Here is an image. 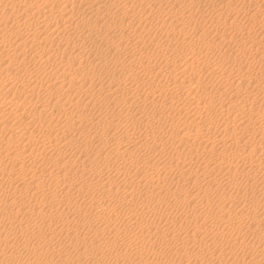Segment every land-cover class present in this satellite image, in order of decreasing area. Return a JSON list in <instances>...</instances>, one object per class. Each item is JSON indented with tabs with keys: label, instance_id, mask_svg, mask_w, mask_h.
<instances>
[{
	"label": "bare ground",
	"instance_id": "bare-ground-1",
	"mask_svg": "<svg viewBox=\"0 0 264 264\" xmlns=\"http://www.w3.org/2000/svg\"><path fill=\"white\" fill-rule=\"evenodd\" d=\"M21 1L23 2V0ZM41 1H42L41 6L39 7L36 6V9H34V11L30 12L29 14H24V16L21 15V13L14 14L13 12H11V10L13 11V9H15L17 6L16 3H14L13 1H9L7 4H4L2 6L0 3V112H2V116L0 118V124H1L0 138L3 139L4 137H6L8 139L14 140L13 138L14 135H17L19 139L17 143L20 146L17 148V151L13 152L12 155L13 159L32 158L33 161L39 162L44 167L38 170H42L43 168H45L46 173L49 176V179L53 181V183L56 184V186H58L60 190L54 191L49 195H46V193L43 191L41 187V183L35 180L36 176L39 175V173L35 171L34 176H30V177L28 176V174H25V177L28 178L27 179L28 194L30 195L26 200L19 197L14 198L12 200L13 207H16L18 211H14L13 214L11 212H8L7 219L10 221H20V219H17V214H22L23 216L21 219L31 224L34 228H36V231L38 232V240L43 242L42 234L43 237H45L48 232H52L56 227V225L52 222H43V219L47 215L46 213H51L53 209L59 210L62 213L65 210H70L71 207L81 206L82 201H80L78 197L84 196L83 189L85 188V190L87 191L90 190V188L97 187L100 190L99 198L93 197L94 200L89 205L86 204L87 205L86 207L92 208L90 210L97 208V210H95L92 214L95 215L96 218L100 220V222H102L103 224L106 223L108 225L109 223L111 225L113 224V222L116 223L115 226L106 225L107 228H104L102 230L98 228L92 229L93 230L92 238L94 240L93 242L95 247L99 250H103L99 257V260H101L100 261L101 264H127V261L131 259L132 255L137 259V264H214L213 256L211 255L209 258H206L205 252H209L211 249L215 248V246L219 245L220 240H224L227 244L232 245L231 248L232 252H235L234 248L243 249L244 258L248 259L250 264H264V228L261 226V223H264L263 222L264 221L263 220L264 179L260 177L259 173H257L259 177L256 174H251L252 169H259L262 170V172L264 170V122L261 121V119H264V108H260L259 106L264 103V92L261 91L260 88L254 90V88L258 87L255 86L254 84L262 83V85L264 86V72H260L259 75L257 74L251 75L248 73L243 74L244 69L249 65V61L247 60L246 56L243 60L233 64L234 67L233 66L232 67L238 72L237 74L235 73V76H231L233 74L231 75L228 74L229 70L227 68H226L228 70L227 73L221 70L214 71L213 69L208 71L209 74L210 73L214 74L216 81H218L217 83L219 84L221 83L220 85L224 86L225 89L222 90L223 91L222 93L226 96V99L224 100L227 101L228 100L227 97L229 95H230L229 99H231L233 96L238 98L240 94H243L245 96V98L242 100L241 105L239 106L236 105V108L235 107L231 108L232 111L237 109V114L233 115V117L231 118L227 117L225 119L226 127L237 128L240 131V135H237V133L234 131L228 134L223 133L222 131L221 133L217 132L215 133V135H213L214 131L212 133V129L214 128V124L217 120L216 119L217 117H215V115L216 116L222 115L223 109L225 107V101L221 100L218 103H215V101L217 100L214 99L215 101H212L211 99H209V101L203 102V100L205 99L201 98L198 94H196V90L193 89V87H199V81L197 79L192 80V75H191V74L194 75L199 74V72L195 70V67H197L196 65L197 56H202L203 58H206L209 57V54L213 51H218V54H220V52H222L223 50H224L223 55L228 60L236 56L238 53L237 45H234V48L233 47L230 48L229 46L225 47L226 45L225 40L229 39L232 41L233 38L231 37V35L229 36V33H233V34L241 33L242 31H244V25L243 24L238 25L234 22H225L226 31L228 32V35L227 33L222 32L218 35L216 39L209 42L204 41L205 31H203L198 37L197 44L196 43L184 44L183 50L181 49L183 51L184 59L178 65L176 64V62H165L164 64H161L157 60V57L151 56L152 55L151 54L149 55L150 57H147L145 55L147 58L139 59L138 63L136 62V64H138L137 67L131 68L125 66L124 68H121L123 71L127 70V72L131 69L133 75L131 76L130 79L129 77L128 79H125V81H123L121 84L118 83V85L113 90L115 93L114 103L119 105L120 108L117 110L112 109L110 111L102 112L100 109H97L95 107L97 103L96 101H93L92 98H88L85 101L68 100L67 106L64 107L63 106L64 104L62 103L63 101L62 97H64L66 90H74L76 84H80L81 88L82 87L90 88L91 82L89 81L90 80L89 78H91V76H88V74L93 75L96 74V71H101V69L105 67V62H102V60L99 61L100 59L98 60L99 62L96 63H94V61L92 62V61L83 60L84 55L83 58H80L79 53L76 52L77 53L76 58H79V61L77 63L75 62L72 63L63 58V50L65 49L64 48L65 46L56 47V44L57 45L59 44L56 43V40L57 42L58 40H64L65 41L64 45L65 44L67 45V43L78 42L80 36L82 35L88 36L89 34H91V31L86 33V30L92 29L97 24L93 22L94 21L97 22V19L99 17L97 16L95 20H91V15L89 14L98 13L100 4H96V0H63L62 2L64 3L65 7H63L60 10H55V8L50 6L51 4L49 3L48 0H41ZM178 1H186V0H178ZM230 1L231 0L229 1L219 0L218 3H221V6L229 8V10L231 11V8L229 7ZM263 1L264 0H261V3ZM37 4L39 5V3ZM75 4H77L79 7H82L77 11V16L83 20V24H84L83 26L78 25L73 20L72 15H73V8L74 6H76ZM203 4L205 7V3ZM67 5H69L70 7L66 8ZM201 7L203 6L201 5ZM208 7L209 6L207 5V8ZM130 9L131 6L127 5L125 2H121V1L116 2L114 3V9L112 11L113 17L116 15H120L124 18H128L132 21H136L139 27L142 25L145 26V23L147 22L149 25L150 24L155 25V17L152 16L151 13L148 12L147 10H144L145 16H143L144 15L143 14L141 17V16H136V14L135 15H133L132 13L130 14ZM195 11L199 15L204 14L203 8L197 7V10L195 9ZM19 12H23V11H19ZM155 14L158 15L157 12ZM213 15L217 19L215 20V22L218 23L220 20L219 15L218 14H213ZM193 17H195L194 13L180 12L174 20L176 19L184 20V23L186 24L185 20ZM148 18L151 20L148 21ZM170 18H172V15L168 14L165 20L166 19L170 20ZM246 18L248 23L259 24L261 29H264V19H257L255 14H251ZM38 19H42L40 20L42 21L41 25H38L39 24L37 23ZM196 19L197 18H195V20ZM205 19L202 20L205 21ZM212 21L214 22V20ZM7 23H10V25H7ZM161 24H162L161 26L163 27L164 23ZM156 25H157V21H156ZM110 27L111 25L108 24L105 28L109 29ZM190 29H192V27ZM162 30L163 29H161V32ZM144 33L145 32L143 31V34ZM127 34L121 33V35L118 38H116L113 35L111 36L105 34L106 36H103L104 34L103 35L101 34V36L100 35L98 36V39L99 42H103L104 44H107L109 42L110 43L116 42L117 44L115 43V45H120L125 40H127V42L131 40L132 42V38L137 37L136 36L130 38L131 36H134L133 33L131 36H129L130 34L129 35ZM259 34L261 33L259 32ZM169 35L170 34L167 31V33H165V37H166L165 39L167 41V45L170 46L172 45L171 41H173L174 39L172 40L171 39L172 37L170 38ZM148 36L151 37L152 34L147 35V37ZM108 37H110L111 41L108 39ZM254 37L252 36L251 38L253 39ZM140 38L138 39L141 40L142 38L141 39ZM175 39H177V37ZM178 40L179 39H177V41ZM256 40L247 41V43L245 44V54L251 52L252 50L258 51L261 49L262 46L256 45L257 42ZM53 43H55V48H52L53 46H48V44L50 45ZM140 43H142V41H140ZM178 43L179 41L175 45L177 46ZM90 45L92 46L93 43L91 42ZM94 45L96 46L97 44L94 43ZM137 46L139 45L137 44ZM179 46L180 47L178 48L180 49L182 45ZM86 47L89 46L87 45ZM133 47L135 48V44ZM107 49H109L108 46ZM111 50L114 51L113 48ZM132 50L125 51L122 55L123 56L122 58L125 60L126 63L127 60L138 57L136 55L138 54L137 51L134 50L136 52L135 53ZM120 52H122V50ZM166 52L167 51L163 50L162 54L163 53L165 54ZM73 53H75V51H73ZM25 54L30 55L29 60H27L26 57H24ZM258 60H260L262 65L264 66V59H260L259 56ZM118 61H114V63L115 62L117 63ZM133 61H132V65L134 63ZM117 64L119 66V63ZM206 64L208 66L209 62H207ZM22 66H23L22 71L24 72L18 73L17 71ZM46 68L54 69V71L51 73L49 71H46ZM62 68L64 70H62L59 73H56L58 72L56 71L57 69H62ZM75 68L78 71H75ZM137 68H141L144 73H147L148 76V78L146 79L148 80V82L145 84V86L148 84L147 85L148 87L147 89H145V91L143 90L144 92L131 91L130 85H128L129 83H132L133 80H137V78H139L136 76L137 75L136 72H138L136 71ZM117 70L118 69H116V71ZM161 71H164L166 75L163 76V82L160 83L159 86H156L155 76L157 75L158 72L160 73ZM85 72L87 73V75L84 74ZM101 72L103 73L104 71ZM106 73L109 76H114V73L112 72L109 73L106 72ZM185 83H188V85L190 84L189 85L190 87H188L189 88L188 92H185L186 89L183 87L185 86ZM140 84L142 83L140 82ZM178 87H182L185 89L184 97L183 95H179L178 94L179 92L177 93V90L179 89ZM12 89H15V91L12 92ZM58 89H62L64 90V92L62 91V93H59L60 91H58ZM99 89H100L99 93H102L105 90L103 86H100ZM48 90L49 91L52 90V93L49 96H47L48 95L47 93H46L47 95L45 93L44 95L43 91L47 92ZM103 97L107 99L106 94L103 95ZM168 97L172 98L173 101H171L170 99L171 103H169V100L167 101ZM244 104L247 107H242ZM146 105L152 108V112L150 113L144 112V110L146 109L145 107ZM81 106H82V116H80L79 114V110ZM90 106L95 111L91 113L90 116H86L87 113H83V110L86 108L90 110ZM25 107L29 108L28 111L27 109L26 111L25 110L22 111V109H24ZM255 107L257 108L255 109ZM48 108L50 110L47 112ZM198 109L201 110V111L199 110L200 111L199 114L201 113L204 114L202 115L203 119L200 116L199 118L197 117L196 113H198ZM169 110L171 111V113L173 111H177L178 114L181 113L182 110H185L184 112H186V114L184 115H186L187 118L189 116L191 119L188 120L186 118L185 120L173 122L171 121L172 118L169 119L170 115L165 114V112H168ZM96 111L98 113H95ZM142 111H143L142 119L136 118L133 120H129L131 118L130 117L131 115H135ZM16 112H17V117L15 121L22 122L23 120H26L28 125L32 124L35 128L41 127L38 130V135L36 137H34L31 134V132L26 130H23L22 132L17 131L21 129L17 128L16 126H12V125L7 126L8 123L5 122L3 118L7 114L14 115ZM18 116L20 117V119L17 120ZM71 116L73 117L72 123L68 122L66 118V117L70 118ZM74 121H78L80 126L73 124ZM89 122L91 123L87 125V123ZM155 123L157 124L160 123L162 125L164 124L165 127L163 128L161 127V129L159 128L160 131L158 130L157 133H154L153 131H150L149 128L153 127ZM72 124L76 128H80V130L73 134H67L62 127L63 125H72ZM100 124H102L101 127L104 126L103 130L100 131L101 133L99 132L92 133L91 128L93 126L97 127ZM117 129H120V134L118 136H115L114 132ZM257 134L260 136V138L254 141L255 139L254 136ZM148 135H150L151 141H150V137H149V141L147 139H144L142 141V138H139L140 136L143 137L146 136L148 138ZM191 135L192 138L194 139V142L196 140L197 143L196 142L195 143L192 142L194 144L189 143V139H190L189 137H191ZM251 136L253 137L252 139ZM91 140H94L95 142L94 147L88 146L87 144V142ZM7 145L10 146V144L8 143ZM181 147L182 149H180ZM104 148L115 151L117 153L116 158L114 160H111L110 158L107 157V155L103 156L100 150ZM149 150L154 152L152 156L148 154ZM1 151L2 148L0 146V152ZM200 157L203 158V160H201L202 162H198L199 164L197 163L198 165L195 166H197L198 169H202L201 172L202 174H204V176L205 175L208 176L209 173L211 178L213 176V178L212 179L209 178L207 182L204 183V185H202V183L201 185H199L198 181L197 182L191 181L193 188L197 189L198 192L204 191L203 192L204 195L202 199L200 201H197L198 199L197 198L196 199L197 202L195 201L196 203L194 204L192 200L179 201L181 195L178 194L179 198H177L178 191L175 192V190L172 191L171 196L172 198L174 197L175 200L179 201L175 205L177 209L174 208L176 209L177 214H178V208L180 207L181 208L185 207V209L186 207H189L196 212L200 206L215 207L216 209L213 208L215 209V212H213V214L209 216L204 214L205 215L204 217L200 215L201 216L200 218L196 215L195 217H197L198 219L194 218V220H183L181 222H176L175 220H171L172 219L171 218L168 221L169 219L168 211L165 210L160 212L159 211L160 208L157 210L158 205L155 208L154 206L153 207L149 206L151 204L147 205V203H143L142 201L139 202L138 200V202L134 201L135 207L132 208L130 206V208L132 209L122 210L124 208H121L120 211L118 212L115 211V213L117 212V217L114 218L110 217V214L113 211V209L117 210L115 208L116 207L119 208L118 205L115 206L114 208L113 204L117 203L120 204L121 206L123 203L127 201L128 194H130L131 192L137 193L138 190H141V188L146 190L144 191V193L150 191L152 194L150 198L153 196L155 197V199L153 198L154 200H156L157 196H159L160 200L162 201L163 199L167 200V198H169L167 197L166 194L162 195V190L165 189L167 186L165 185L164 179H163L164 182H162L161 181L162 179L154 178L151 176L149 177L148 174L140 176L141 175V174L139 175L140 170L138 171L137 169L138 172L133 171L134 173H131V175L132 174L133 175L129 176L131 177L129 180L127 181L123 180V182L126 181L124 182L125 194H123L124 193L122 191L123 188L122 190L120 189L123 192L122 194L124 196L121 197L119 195V198H117L113 203L112 201L113 199L110 198V196H108V193L104 191L105 189H108L114 186L115 184H117L116 182H114V180L109 179L112 177V176L110 177L111 173H119L118 177L120 178V174L122 175V173H120L122 167H127L125 165H128L129 167L132 168L142 167L145 169L151 166L149 167V169L162 167L166 171L169 169L170 172L174 171V169H177L178 171L179 170L182 171L183 168L186 169V168L195 167L194 163L197 162ZM168 159H172L175 161L173 164L175 167L172 168L170 167L172 165L171 163L173 162L167 161ZM194 159H196L197 161H195ZM60 161L61 163H59ZM99 161L104 162L105 168L100 167L99 169L98 167H96ZM84 165H85V169L87 170H91V169L95 170L97 176L99 177L102 176L105 177L107 175L109 178L107 177L105 178L108 179V182H103L105 178L103 179L102 182L99 183L83 181L82 178L83 173L80 171L81 169L75 170L74 167L80 168L79 166H84ZM129 167H127V170ZM73 168L75 171L73 170ZM71 169L73 173L70 176L69 171H71ZM185 169L183 170V172L185 171ZM64 170L66 171L64 172ZM181 171L180 174L183 173V172L181 173ZM176 172H174V174ZM165 173L166 172L164 171V174ZM171 174H173V172ZM177 175L179 176V173ZM194 175L196 176V174ZM262 176L264 178V175ZM122 178L120 179L122 180ZM166 178H168V176ZM181 178L179 177L178 179L180 180ZM115 179L117 178L115 177ZM217 179L221 180V182H214L217 181ZM231 181L235 185L239 183L240 186H242L241 184L244 183L245 185L251 187L252 189L254 188V190H256L255 189L256 187L257 188L259 187L260 189L259 188L258 189L261 192L258 193L259 196L256 195L258 197L254 195L255 193H253L254 196L251 194L248 195V193H243V195L240 197H237L234 193H230L226 196L224 195L220 196L218 194H217L218 196H214V197L209 196L210 193L212 192L214 193V191L210 192L211 190L210 184L213 183L230 184L229 182ZM75 182H79V184L81 183V185L80 186L78 185L79 187L76 186L77 188L74 189L75 192L77 193L76 196L78 197L76 199L75 198L71 199L69 198L68 194L72 195L71 187H74L73 185ZM180 183H182L183 185L184 184L186 185L187 183V186L189 184V182L186 183L176 182V184L174 183V185H176L178 188V186L180 187ZM106 186H108V188H105ZM172 187L173 186H171L170 188L172 189ZM57 192H60L62 195L65 194L66 198L65 199L58 198L56 196ZM184 193L182 192V195ZM115 194L117 195V193ZM40 196H44L47 199V201L44 202L39 201ZM129 199L130 201L132 200L131 197ZM148 200L145 199V201ZM172 200L173 199H171V201ZM159 202L160 201H158V203ZM168 202H169L168 204H170L169 200ZM31 203H35L36 205H38V208L35 207V205H31ZM40 203H42L41 206ZM260 204H262L263 207H261ZM130 205H132V203ZM169 208L171 207H168L167 209ZM232 209H235V211L237 212L239 211L240 213L234 216ZM186 210H188V208ZM201 212L202 211H200V213ZM207 212L208 211H206V213ZM140 214L141 215L153 214L157 216V219H155V223H151L150 221H149L150 223L149 222L141 223V221L139 220L141 217V216L139 217ZM112 215H114V213L111 214V216ZM208 218H212L213 220L218 221L219 223H221L220 226L222 225L224 227L219 229L218 227L220 226H218L217 227L218 230L215 231L213 230L214 232L209 233L206 229V226L209 223L207 222ZM156 220L158 222H156ZM132 224H134L135 227L141 233H144L145 231H148V233L150 231L156 232L158 226L165 225L167 226V228L171 227L172 230L171 232H173V235L167 238L163 235H161L160 237L158 236L159 235L158 234L156 235L157 237L155 238L154 236L153 239L152 238L153 236L151 237V233L148 236L146 232L145 233L146 235H143V237L140 239L137 237V235L131 237L132 235L130 236L129 234L132 231L131 229ZM209 225L210 224H208V227ZM225 228L234 230L235 233L232 234L229 238H225L224 234L220 233V231H224ZM60 229L65 231L66 235L70 238V240L72 239V244H68L63 240H57L54 244H52L51 248H49L48 250L49 252H51L52 254H56L57 251H59L61 254L62 252H64V256L60 257L59 259L57 260L48 259L47 256L43 258L47 253V248H45V246L41 243L43 250L41 251L42 258L39 255L31 254L32 261L26 263V258L21 259L20 254L16 256L13 250L9 249L8 246H5L6 247L5 250L3 248H0V254H4L5 256H8L10 259L6 258L7 261H2L1 264H38L39 262H42L41 264H74L76 261L74 262L72 258L73 253L81 252L80 247L77 248L76 243L78 244V246L80 245L84 246V244L79 243V241L84 240V235L81 231L72 227H65V228L60 227ZM138 230H137V234H138ZM191 231H195V232L200 231L202 235H200V237H197L195 236V232L194 233L192 232L194 234L193 235L191 234ZM248 231H251L255 237L251 245H247L246 243L240 240L239 241L233 240L234 242H232V239L235 238L234 237L235 235L239 236L242 235L243 233H247ZM186 238L191 239L192 244H190V242L188 243V240H186ZM0 243H5V239L1 238ZM117 243H120L122 245V247L125 250L124 252L117 253L115 250L116 253L114 254L108 250L109 247L106 248L107 245H115ZM118 247L119 246H117V248ZM110 250L112 249L110 248ZM254 250L259 251L260 253L254 255L253 253ZM89 252L93 253V249H90ZM192 252L194 253V255ZM183 254L185 255L184 261L182 259ZM146 256L149 257L146 258ZM157 256H161V257H157ZM150 257H152V259H149ZM10 261L11 263H9ZM82 264H89V263H82Z\"/></svg>",
	"mask_w": 264,
	"mask_h": 264
},
{
	"label": "rangeland",
	"instance_id": "rangeland-1",
	"mask_svg": "<svg viewBox=\"0 0 264 264\" xmlns=\"http://www.w3.org/2000/svg\"><path fill=\"white\" fill-rule=\"evenodd\" d=\"M9 1H13L17 5L16 8L13 9V11L11 10V12H13L14 14L15 13L16 14L17 13L18 14L21 13V15H23V16H24V14H29L30 12L34 11V9H36V6L39 7V6L42 5V3H41L42 1L41 0H23L24 4H23V2L21 0H0L1 6L4 5V4H7ZM48 1L51 4L50 6L55 8V10H60L63 7H65L64 3L62 2L63 0H48ZM119 1L125 2L127 5L131 6L130 14L131 13L133 15L136 14V16H141L142 17V15L145 13L144 10H147L148 12L151 13L152 16L155 17V25L154 24H153L154 26L151 25V24L149 25L148 22H147V23H145V26L142 25V26L139 27L138 23H136V21H132V20H130L128 18H124V17H122L120 15H116V16L113 17L112 11L114 9V3L119 2ZM218 1L219 0H186V1H178V0H96V4H100V7L98 9V13H93V14L90 13L89 15H91V20H95L97 18V16L99 18L97 19V22L96 21L93 22V23H95V24L97 23V24L92 29H87L86 30V33L91 31V34H89L88 36H83L82 35V36H80L78 42H76V43L75 42L67 43V45L66 44L64 45V43H65L64 40H58V42L56 40V43H59L58 45L56 44V47L65 46L64 47L65 49L63 50V58L68 60V61H70V62H72V63H74V62L77 63L79 61V58H76L77 57L76 56L77 53H79L80 58H83V55H84L83 60L92 61V62L94 61V63L99 62V61L102 60V62H105V67L103 69H101V71H104L105 73L104 72L102 73L101 71H96V74H93V75L88 74V76H91V78H89L90 79L89 81L91 82V87L90 88H88V87H82L81 88L80 84H76V87L74 88V90H66L64 97H62V99H63L62 103L64 104L63 106L64 107L67 106V101L68 100H70V101H76V100L85 101L88 98H92L93 101H96V103H97V105L95 107L97 109H100L102 112L110 111L112 109H116L117 110L120 107H119V105L114 103L115 93H114L113 90L118 85V83L121 84L123 81H125V79H128V77L130 79L131 76L133 75V72H132V70L130 68H129L130 70L128 72H127V70L123 71L121 68H124L125 66L126 67H131V68L137 67L138 64H136V62L138 63L139 59H145L147 57H150L149 55H151V54H152L151 56H156L157 60L161 64H164L165 62H176V64L178 65L184 59L183 51H182L183 47H184V44H193V43L197 44L198 37L203 31H205V37H204V41L205 42H209V41H212V40L216 39L218 37V35L220 33H222V32H225L228 35V32L226 31L225 22H234V23H236L238 25H242L243 24L244 25V31H242L241 33H238V34L237 33H234V34L233 33H229V36L231 35L233 40L231 41L229 39H226L225 40V42H226L225 47L229 46L230 48H232V47L234 48V45H237V49H238L237 55L234 56L232 59L228 60L223 55V52H224V50H223L222 52H220V54H218V51H213V52H211L209 54V57H206V58H203L202 56H197L196 57V60H197L196 61V65H197V67H195V70L198 71L199 74L198 75L191 74L192 75V80H196L197 79L199 81V87H193V89L196 90V94H198L201 98L205 99V100H203V102H207V101H209V99H211L212 101L217 100V101H215V103H218L219 101L226 99V96L222 93L223 92L222 90L225 89L224 86H221L220 85L221 83L220 84L217 83L218 81H216V78L214 77V74H212V73L209 74L208 71L213 69L214 71L221 70V71H225L227 73V71L229 70L228 74H230V75L233 74L231 76H235V73L237 74L238 72L233 68L234 67L233 64L243 60L245 58V56H246L247 60L249 61V65L244 69L243 74L248 73V74H251V75H254V74L259 75L260 72H264V66L262 65L261 61L258 60L259 56H260V59H264V49H263L264 48V36H263L264 35V29H261L259 24L248 23L247 20H246L247 19L246 17L251 15V14H255L257 19H264V14H263L264 13V1L261 3V0H231L230 4H229V7L231 8V11L229 10V8L221 6V3H218ZM227 1H229V0H227ZM20 3H22V4H20ZM28 3L29 4L31 3V4L29 5ZM37 3H39V5ZM203 3H205V7H204ZM19 4H20V6H19ZM75 5L76 6H74V8H73V15H72L73 20L78 25L83 26L84 25L83 24V20L80 19L77 16V11L79 9H81L82 7H79L77 4H75ZM201 5L203 7H201ZM207 5L209 6L208 8H207ZM69 7H70L69 5L66 6V8H69ZM197 7L198 8H203V10H204V14L203 15H199L195 11V9L197 10ZM15 10H17V11H15ZM19 11H23V12H19ZM156 12L158 13V15L155 14ZM180 12L194 13L195 17L186 19L185 20L186 24L184 23V20H177V19L174 20L178 16V14ZM168 14L172 15V18H170V20L169 19L165 20V18H167ZM213 14H218L219 15V19L220 20H219L218 23L215 22V20H217V19L214 17ZM143 16H145V14ZM195 18H197V19L195 20ZM202 19H205V21H203ZM40 20H42V19H38L39 22L37 21V23H39L38 25L42 24V21H40ZM128 20H129V22H128ZM150 20L151 19L148 18V21H150ZM212 20H214V22ZM156 21H157V25H156ZM164 21H166V22H164ZM161 23H164L163 27L161 26L162 25ZM108 24H110L111 27L109 29H106L105 27ZM7 25H10V23H7ZM135 25H137L139 28L137 26H135ZM131 26H132V28H131ZM191 27H192V29H190ZM256 28H257V30H256ZM141 29L145 32L144 33L145 35L143 34V31ZM161 29H163L165 32L163 30L161 32ZM133 30H135V31H133ZM146 30H147V32H146ZM149 31H151V32H149ZM167 31L170 34L169 37L170 38L172 37L171 38L172 40L174 39L173 41H171L172 45H170V46L167 45V41L165 39L166 38L165 37V33H167ZM258 31L261 34H259ZM252 32H253V34H252ZM256 32H257V35H256ZM121 33L122 34L123 33L124 34L128 33L127 35L130 34L129 36H131L132 33H133L134 36H131L130 38L136 37V36L137 37L136 38H132V42H131V40H129V42H127V40H125L120 45H115L116 42L115 43L114 42H112V43L109 42L107 44H104L103 42H99L98 36L99 35L101 36V34L102 35L104 34L103 36H106L105 34L111 35V36L113 35L116 38H118L121 35ZM146 33H147V35H151L152 34V36L151 37H149V36L147 37ZM195 33H196V35H195ZM247 33H248V35H247ZM249 34H250V36H249ZM251 35L253 37L255 35L256 38L254 37L253 38L254 40H253L251 38L252 37ZM139 36L140 37L142 36L141 37L142 39ZM176 37H177V39H179L178 40L179 43L177 44V46L175 45L178 42L177 39H175ZM178 37H180V38H178ZM138 38H140L141 40H139ZM151 38H154L155 40L151 39ZM162 38H164V39H162ZM248 38H249V40H248ZM108 39L110 40V37H108ZM250 39H252V40H250ZM152 40H154V41H152ZM156 40H157V42H156ZM188 40H189V42H188ZM255 40L257 41L256 45L262 46L261 49L258 50V51L252 50L251 52L245 54V44L247 43V41H255ZM140 41H142V43H140ZM184 41H186V42H184ZM91 42L93 43V45H94V43L97 44V45L96 46L95 45L91 46L90 45ZM134 44H135V48L133 47ZM137 44L139 46H137ZM87 45L89 47H86ZM124 45H125V47H124ZM143 45H144V47H143ZM179 45H182L180 49L178 48V47H180ZM48 46H53L52 48H55V43L50 44V45L48 44ZM107 46L109 47L110 50L107 49ZM84 47H86V48H84ZM139 47H140V49H139ZM88 48L91 49V50H89ZM112 48L114 49V51L111 50ZM119 48H120V50H119ZM123 49H126V50H123ZM130 49L131 50L133 49L132 50L133 52L137 51L138 54H136V55L139 58L135 57L133 59L127 60V63H126L125 60L122 58L123 57L122 55H123V53L125 51H128V50L131 51ZM121 50H122V52H120ZM163 50L167 51V52L165 54L164 53L162 54ZM73 51H75V53H73ZM78 51H80V52H78ZM86 51H87V53H86ZM180 52H182V53H180ZM110 53H111V56H110ZM169 53L172 54V55H170ZM115 54H117V55H115ZM140 56H141V58H140ZM24 57H26L27 60L30 59V55L29 54H25ZM136 59H137V61H136ZM174 59H175V61H174ZM114 61H118L117 63H119L120 67L118 66V64L116 62H115L116 63V65H115ZM132 61L134 62L133 65H132ZM130 62H131V64H130ZM207 62H209L208 66L206 64ZM123 63L124 64L126 63V64L124 65ZM129 65H132V66H129ZM22 68H23V66L17 72L18 73L24 72V71H22ZM116 69H118L119 71L118 70L116 71ZM62 70H64V69L63 68L62 69H57L56 71H58V72H56V73H59ZM46 71H49V72L52 73L54 71V69L46 68ZM75 71H78V70L75 68ZM136 71H138V72H136V74H137L136 76L139 77V78H137V80H133V82L129 83L128 85H130L131 91L144 92L145 89H147V87H148L147 86L148 84L145 86V84L148 82V80H146L148 78L147 73H144L141 68H137ZM100 72H101V75H100ZM106 72H108V73L112 72V73H114V76H109ZM129 72L132 73V74H130ZM84 74L87 75L86 72ZM78 75H80V74H78ZM165 75H166V73L164 71H161L160 73L159 72L157 73V75L155 76L156 86H159V84L163 82V76H165ZM142 79H145V80H142ZM138 81H140L143 85L140 84V82H138ZM236 81H235V83H236ZM135 82H136V84H135ZM189 85H188V83H185V86H183L187 91L184 88H182V87H178L179 89L178 88H177L178 90L176 89L177 93L179 92L178 94L179 95H183V97H184L185 92L189 91V88H188V87H190ZM254 85L258 86L257 88H254V90L255 89L257 90V89L260 88V90L264 92V86L262 85V83L254 84ZM100 86H103L104 89H105L102 93H99ZM36 90H37V88H36ZM179 90H181V91H179ZM184 90H185V92H184ZM13 91H15V89H12V92ZM58 91H60L59 93H62V91L64 92V90H62V89H58ZM44 93L45 94L47 93L48 95L47 94L46 95L49 96L52 93V90H50V91L48 90L47 92L43 91V94ZM105 94L107 95V99H105L103 97V95H105ZM229 96L227 97L228 98L227 101L224 100L225 101V107L223 109L222 115H219V116L215 115V117H217L216 118L217 120H216V122L214 124V128L212 129V133L214 131L213 135H215V133H217V132L221 133L222 131H223V133H226V134L231 133V132L234 131V132L237 133V135H240V131L237 128H234V127L227 128L226 127L225 119L227 117L231 118V117H233V115L237 114V109L232 111L231 108H233V107L236 108V105H238V106L241 105L242 104V100L245 98V96L243 94H240V96L238 98L233 96L231 99H229ZM170 99H171V101H173L172 98L168 97L167 101L169 100V103H171ZM259 106H260V108H264V103L259 105ZM145 107H146V109L144 110V112H149V113L152 112V108L150 106L146 105ZM242 107H247V106L244 104ZM256 108L257 107H255V109ZM26 109L28 111L29 108L25 107L24 109H22V111H24V110L26 111ZM49 110L50 109L48 108L47 112ZM199 110L200 109H198V113H196L197 117L199 118V116H200L203 119L202 115H204V114L203 113L199 114V112L201 111V110L200 111ZM94 111L95 110L93 108H91V106H90V110L88 108H86V109L83 110V113H87L86 116H90L91 113H93ZM184 111L185 110H182V112H181L183 114H181V113L178 114L177 111H173L175 113L174 114L173 112L171 113V111L169 110L168 112H165V114H169L170 115L169 119L172 118L171 121L175 122V121L185 120L187 118V116L184 115V114H186V112H184ZM95 113H98V112L96 111ZM142 113H143V111L140 112V113H137L135 115H131L130 116L131 118L129 120H133V119H136V118L142 119ZM176 113H177V115H176ZM79 114H80V116H82V106H81V108L79 110ZM1 116H2V112H0V118H1ZM16 117H17V112L14 115L7 114L3 118V120L8 123L7 126L12 125V126H16L17 128H20L21 130H17L19 132H22L23 130H26V131L31 132V134L34 137H36L38 135V130L41 127L35 128L32 124L28 125L26 120H23L22 122L21 121H15ZM173 117H174V119H173ZM66 118H67L68 122L72 123V119H73L72 116L70 118H68V117H66ZM18 119H20L19 116H18L17 120ZM96 119H97V117H96ZM187 119L190 120L191 118L188 116ZM261 121L264 122V119H261ZM90 123L91 122L87 123V125H89ZM73 124H75L77 126H80L78 121H74ZM73 124L72 125H63L62 128L65 130V132L67 134H73V133H75V132L80 130V128H76L75 126H73ZM101 125L102 124H100L97 127L93 126L91 128V132L92 133L93 132L101 133L100 131H102L103 127H104V126L101 127ZM156 125L157 126L160 125V126L157 127ZM161 127L162 128L165 127L164 124L162 125L160 123H158V124L155 123V125H153V127H150L149 130L153 131L154 133H157L159 128L161 129ZM119 134H120V129L115 130L114 135L118 136ZM59 135H60V133H59ZM257 135L254 136L255 137L254 141H256V140H258L260 138V136L259 135L257 136ZM149 137H150V135H148V138L146 136H144V137L140 136L139 138H142V141L144 139H147L149 141ZM256 137H257V139H256ZM13 138H14V140L8 139L6 137H4L3 139L0 138V146L2 148V151L0 152V239L1 238L5 239V243H0V248H3L5 250L6 249L5 246H8L9 249L14 251L16 256L18 254H20L21 255V259H25L26 258V263H28V262L32 261L31 254L39 255L42 258V254H41V251H43L42 250V246H41V243H42L45 246V248H47V253L45 254V256L43 258H45L47 256L48 259L57 260L60 257L64 256V252H62V254H61L59 251H57L56 254H52L48 250H49V248H51L52 244H54L57 240H63V241H65L68 244H72V239L70 240V238L66 235L65 231L60 229V227H63V228L72 227V228L78 229L84 235V240L82 239L83 241H79V243L80 244H84V246H82V245L78 246V244L76 243L77 248L80 247L81 252L80 253H77V252L73 253L72 258H73L74 262L76 261L74 264H82V263L101 264V262H100L101 260H99V257H100L101 252L103 250H99V249H97L95 247L94 242H93L94 240L92 238V236H93V230L92 229H97L98 228V229L102 230L104 228H107L106 227L107 224L106 223L103 224L102 222H100V220H98L96 218L95 215L92 214L95 210H97V208H95L93 210H90L92 208L86 207L87 205H89L94 200L93 197L99 198L100 190L97 187L96 188H90V190H87V191L84 188L83 189L84 196L83 197H78V196H76L77 193L75 192L74 189L79 187L81 185V183L80 184H79V182H75L74 183V185H73L74 187H71L73 189V190L71 189L72 195L68 194V196L71 199H74V198L76 199L78 197L80 199V201H82L83 203L81 202V206L71 207L70 210H65L62 213L59 210H54V209L52 210L51 213H46L47 215L43 219V222H52V223H54L56 225V227H55V229L52 232H48L45 237H43V234H42L43 242L38 240V232L36 231V228H34L31 224H29L26 221H23L21 219L22 216H23L22 214H17V219H20V221H10V220L7 219L8 212H11L13 214L14 211H18V209L16 207H13L12 200L14 198H18V197L26 200L29 197V195H30V194H28V185H27V179L28 178L25 177V174H28V176L30 177V176H34V172L35 171L38 172L39 175L36 176L35 180L38 181L39 183H41V187H42L43 191L46 193V195H49L50 193H52L54 191H59L60 190L59 187L56 186V184H54L53 181H51L49 179V176L46 173V169L45 168H43L42 170H38V169L44 167L39 162L33 161L32 158H25V159L17 158V159H13V157H12L13 152L17 151V148L20 146L17 143L19 141L18 136L14 135ZM131 138H133V137H131ZM189 138H190L189 139V143L190 144H194L196 142V140L194 142V139L192 138V135ZM252 138L253 137L251 136V139ZM150 141H151V137H150ZM6 142L8 144H10V146H8ZM192 142H194V143H192ZM87 144H88V146L94 147L95 142H94V140H91V141L87 142ZM180 149H182V147ZM100 152H101V154L103 156L107 155V157L110 158L111 160H114L116 158V156H117V153L115 151H112L111 149H105L104 148V149L100 150ZM148 154L150 156H152L154 154V152L149 150ZM200 158H199L198 161L196 159H194L195 161H197V162L194 163V166L198 165L199 164L198 162H202L201 160H203V158H201V159ZM167 161H172L173 162V163H171L172 165L175 162L172 159H168ZM59 163H61V161ZM55 165H57V164H55ZM172 165L170 166L171 168L175 167L174 165L173 166ZM104 166H105V164L102 161H99L97 163V165H96V167H98L99 169H100V167L103 168ZM125 166L129 167L128 165H125ZM79 167L80 168H78V167H74V168H75V170H80L81 169L80 171L83 173L82 178H83V181H85V182H97V183H99V182H102L105 177L109 178L107 175L105 177L104 176H102V177L97 176L95 170H92V169L91 170H87V169H85V165L84 166H79ZM96 167H95V169H96ZM127 167H122L123 172H122V170L120 172V173H122V175L120 174V178L124 177V178H122V180L118 177L119 173H111L110 174V177L111 176L112 177L109 178V179H112V180H114V182L117 183V184H115L116 187L114 185V186H112L110 188H108V186H106L105 188H108V189L104 188L105 189L104 191L108 193V196H110V198L113 199V200L111 199L113 201V203L115 202V200L117 198H119V195L121 197L124 196L123 195V194H125V192H124L125 191V189H124L125 188L124 187L125 183L124 182H126L127 180H129L131 178V177H129V176L133 175V174L131 175V173L138 172L139 170H140L139 171V175L141 174L140 176L148 174L149 177L151 176V177H154V178L162 179L161 180L162 182H164L163 181V179H164L165 180V185H167L165 189L168 190V191L163 189L162 190V195L166 194L167 197H169V198H167V200L163 199V201H162V200H160L159 196H157L156 197L157 201H156V200H154L155 197L152 196L150 198V196L152 195L150 191L149 192L147 191L146 192L147 195H146V193H144V191H146V190L141 188V190H138L137 193H135V192L132 193L131 192L133 195L131 193L128 194L127 201L125 203H123L121 206H120V204H117V203H115L116 205L113 204L114 208L117 205L119 206V208L116 207L115 209H117V210L113 209L114 212L112 211L111 214L114 213V215L111 216V214H110L111 218L117 217V212L120 211L121 208H124L122 210L132 209L133 207H135L134 201L138 202V200H139V202L142 201L143 203H147V205L151 204V205H149L151 207L154 206L156 208V206L158 205L157 206V210L160 208L159 209L160 212L165 211V210L168 211L169 212L168 221L171 218H172L171 220H175L176 222H181L183 220H194V218L198 219L197 217H195L196 215L200 218L201 217L200 215H202V217H204L205 215L209 216V215L213 214V212H215V209H216L215 207H204V206H200L199 207L200 209L198 208L196 212L193 211L189 207H186V209L188 208V210H186L185 207H182V208L180 207V208H178V214L176 212L177 208H176L175 205L180 200H189V201L192 200L193 204H194L197 201H200L202 199L203 195H204L203 194L204 191L203 192L202 191L198 192L197 189L193 188V185H192L191 181H193V182H195V181L197 182L198 181L199 185H201V183H202V185H204V183L207 182V180L209 178L210 179L213 178V176L211 178L210 173H209V175L207 174L208 176H206V175L204 176V174H202V172H201L202 169H198L197 166L192 167V168H186V169L183 168L182 171L181 170L178 171L177 169H174V171H172L173 174H171L172 172H170V170L168 168H167L168 169L167 170L168 172H167L162 167H160V168L158 167L160 170L158 168H150L149 169V167H151V166H149V167H147L145 169L142 168V167H140V168L139 167H133V168L129 167L128 170H127ZM74 168H73V170H74ZM124 168H125V170H124ZM135 169H136V171H135ZM137 169H138V171H137ZM184 169H185L186 173H185V171L183 172ZM191 169H192V171H191ZM258 170L259 169H252L251 170V174H256L257 175V173H259L260 177H262V179H264L263 176H262V175H264V170H263V172H262V170H259V171ZM65 171L66 170H64V172ZM124 171H125V173H124ZM155 171L158 172V173H156ZM164 171L166 172L165 174H164ZM180 171H181V173L183 172L182 174H184L185 176L180 174ZM189 171H190V174H189ZM193 171L194 172L196 171L197 173L196 172L194 173ZM174 172H176V173L174 174ZM72 173H73V171L71 169V171H69L70 176L72 175ZM178 173H179V176L177 175ZM124 174H126V175H124ZM149 174H151V175H149ZM155 174H157V175H155ZM163 174H164L165 177L163 176ZM194 174H196V176ZM113 175H114V177H113ZM159 175H160V177H159ZM259 175H257V176L259 177ZM167 176H168V178H166ZM38 177H39L40 181H39ZM115 177L117 179H115ZM161 177H163V178H161ZM179 177L180 178L182 177L183 179L181 178L179 180L178 179ZM188 177H189V179H188ZM184 179H186V180H184ZM219 179H217V181H214V182H221V180H219ZM123 180H126V181L123 182ZM181 180H183V181H181ZM238 181H240V180H238ZM103 182H108V179L105 178ZM119 182H121V183H119ZM172 182H173V184H172ZM176 182H183V183L184 182L185 183L189 182V184L187 186V183H186V185L185 184L183 185L182 183H180V187L178 186V188H177V186L174 185V183L176 184ZM242 182H244V181H242ZM229 183L230 184H214V183L210 184L211 185L210 192L214 191V193L213 192L210 193L209 196L210 197H214V196H218V195L226 196V195H228L230 193H234L237 197L242 196L243 193H248V195H250V194L253 195V193H255L254 194L255 196L256 195L259 196L258 193L261 192L259 190L260 189L259 187H258L259 189L257 187L255 188L256 190L257 189L259 190V191L258 190L256 191V190H254V188L252 189L251 187L245 185L244 183L241 184L242 186H240L239 183H237V185H235L232 181L229 182ZM169 184H171V185H169ZM171 186H173L172 189L170 188ZM181 186H182V189L186 190V191H183L181 189ZM190 186H192V187H190ZM168 187H169V189H168ZM118 188H119V190H118ZM122 188H123V190H122ZM176 188H177V190H176ZM179 189H180V191L181 190L182 191L180 192ZM107 190H109V191H107ZM174 190H175V192L178 191L177 198H179L178 196L181 195L180 198H179V201L175 200V198L174 197L172 198V196H171V193ZM206 190H207V188H206ZM64 191H66V190H64ZM119 191H121V192H119ZM169 191H170V193H169ZM182 192L183 193L185 192V193L182 195ZM115 193H117V195ZM143 193H144V195H143ZM111 195H113V196H111ZM56 196L58 198H63V199L66 198V195L65 194L62 195L60 192H57ZM136 196H138V197H136ZM258 196H256V197H258ZM130 197L132 199L131 200L132 202L129 199ZM182 197H184V198H182ZM144 198L146 200L149 199L150 203H149V200L145 201ZM171 199H173L174 201L173 200L171 201ZM196 199H197V201H196ZM151 200H152V203H151ZM153 200H154V202H153ZM168 200L170 201V204H168L169 203ZM39 201L44 202V201H47V199L44 196H40L39 197ZM158 201H160L159 202L160 205H159ZM175 201H176V203H175ZM165 202H167V203H165ZM131 203H132V205H130ZM31 205H35V207L38 208V205H36L35 203H31ZM41 205H42V203H40V206ZM171 205L174 206V207H172ZM260 205H261V207H263L262 204H260ZM130 206L132 208H130ZM165 207H166V209H165ZM168 207H171V208L167 209ZM60 208H61V206H60ZM174 208H176V209H174ZM213 208H215V209H213ZM212 209H213V211H212ZM199 210L202 211V212L200 213ZM115 211H117V212L115 213ZM185 211H188V212H185ZM206 211H208V212L206 213ZM197 212H198V214H197ZM232 212H233L234 216L236 214L240 213L239 211L238 212L235 211V209H232ZM152 215L153 214H151V215H145V214L141 215L140 214L139 217L141 216L142 218L140 217L139 220L141 221V223H145V222H149V221L151 223H155V219H157V216L153 215V217H152ZM144 218H145L146 221L144 220ZM38 219H39V216H38ZM263 220H264V218H263ZM156 222H158V221L156 220ZM207 222H209L208 224H210L209 227H208V224L206 226V229H207V231L209 233H212L215 230H218V228L221 229V228L224 227L222 225L220 226L221 223H219L218 221L213 220L212 218H208ZM115 224H116L115 222H113V224H111V225L108 223L109 226H115ZM218 226H220V227H218ZM261 226L264 228V223H261ZM131 229H132V231H131L132 233L130 232L129 235L130 236L132 235L131 237L137 235V237L139 239L142 238L143 235H146V234L149 236L150 233H151V237L153 236L152 237L153 239H154V236L156 238L157 237L156 235H158V234H159L158 236H160V237H161V235H163V236H165L167 238H169V237H171L173 235V232H171L172 231L171 227L167 228V226H165V225H160V226H158L156 232L150 231L149 233H148V231H145L144 233H141L135 227L134 224H132ZM133 230L135 231V233H134ZM137 230H138V234H137ZM162 232H163V234H162ZM192 232L194 233L195 231H191V234H193ZM220 233H223L225 238H229L232 234L235 233V231L231 230V229H228V228H225L224 231H220ZM200 235H202V233L200 231H196L195 232V236L200 237ZM236 236H237V238L238 237L239 238L237 239ZM234 237L235 238L232 239V242L240 240V241H243L244 243H246L247 245H251L253 243L254 239H255V237H254V235H253V233L251 231H248L247 233H243L242 235H239V236L235 235ZM240 237H241V239H240ZM186 240H188V243L190 242V244H192L191 239H187L186 238ZM117 246H119V247L117 248ZM108 247H109L108 250L111 251L114 254L116 252L117 253H120V252L122 253V252L125 251L120 243H117L115 245H107L106 248H108ZM55 248H57V247H55ZM110 248L112 250H110ZM231 248H232V245L227 244L224 240H220L219 241V245L215 246V248L211 249L209 252H205V256H206V258H209L212 255L214 264H250L248 259L244 258L243 249L234 248L235 252H232ZM90 249H93V253L89 252ZM115 250H116V252H115ZM253 253H254V255H256V254H259L260 252L254 250ZM193 255H194V253H193ZM258 256H260V255H258ZM148 257L149 256H146V258H148ZM157 257H161V256H157ZM184 257H185V255L183 254L182 255L183 261H184ZM6 258L10 259L8 256H5L4 254H0V264H1L2 261H7ZM149 259H152V257H150ZM9 263H11V261ZM41 263L42 262H39L38 264H41ZM130 263L131 264H137V259L133 255L131 256V259L129 261H127V264H130Z\"/></svg>",
	"mask_w": 264,
	"mask_h": 264
}]
</instances>
